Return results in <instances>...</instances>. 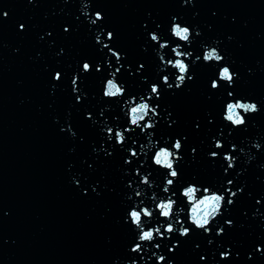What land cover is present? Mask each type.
I'll return each mask as SVG.
<instances>
[{"label":"water","instance_id":"obj_1","mask_svg":"<svg viewBox=\"0 0 264 264\" xmlns=\"http://www.w3.org/2000/svg\"><path fill=\"white\" fill-rule=\"evenodd\" d=\"M96 11L103 19L92 24ZM173 17L192 29L190 43L172 36ZM104 43L123 54L119 63ZM176 44L192 52L185 60L192 78L179 88L177 70L160 60H175ZM205 45L224 60L205 62ZM84 61L91 64L87 73ZM224 65L237 73L234 84L218 81L212 89ZM117 68L125 94L106 98L105 82ZM153 83L160 95L148 100ZM141 97L158 106V115L140 122L155 125L143 132L127 117ZM236 99L259 105L244 126L223 119L226 103ZM129 127L125 143L117 144L115 130ZM177 138L182 151L174 178L152 158L176 151ZM226 153L234 157L231 168ZM143 175L151 185L141 183ZM166 178L173 180L168 193ZM189 183L198 189L191 206L213 191L225 195L208 233L188 221L191 208L180 192ZM170 196L190 229L186 237L176 215L170 221L155 209ZM133 207L153 209L152 218L142 216L144 228L161 225L163 237L139 242L128 217ZM169 222L177 229L172 234L164 231ZM138 242L141 250L133 252ZM225 251L229 257L221 258ZM154 252L165 255L162 264H264V0H0V264H157Z\"/></svg>","mask_w":264,"mask_h":264},{"label":"clouds","instance_id":"obj_2","mask_svg":"<svg viewBox=\"0 0 264 264\" xmlns=\"http://www.w3.org/2000/svg\"><path fill=\"white\" fill-rule=\"evenodd\" d=\"M31 2V0H29ZM3 15L6 17L8 15L7 12H4ZM94 19L90 21V23L95 24L97 21H100L103 19V14L100 11H96L94 13ZM173 23L171 25V34L174 38L178 39L179 41H183L184 43H190L191 37H192V29H190L186 25H182L178 22H176V17H173ZM24 25H20V28L23 29ZM67 31V28L65 29ZM150 39L153 42H159L160 37L156 32H151ZM197 35H199V32H197ZM108 40L114 39V34L109 31L107 33ZM97 42H100V36L97 35L96 37ZM168 41L161 42L159 44L160 49H165L168 46ZM103 47L109 48V45L107 43L103 44ZM181 45L176 44L175 47H172V52L175 55L176 59H168L167 61L164 60V55H160V60L162 63H165L167 65H170L171 67L175 68L178 72V75L176 76V87L179 88L182 84L185 83L186 77L187 79H191V76H188L189 73V64L185 63V60L187 58H190L192 56V52L188 51H181L180 50ZM109 52L116 57L117 62L123 58V54L116 52L115 50L109 48ZM183 56L184 59H180L179 57ZM200 57L197 56L196 60H199ZM203 60L205 62H221L224 60V57L220 54L218 48L216 47H210L205 45L204 51H203ZM143 67V65H141ZM91 70V64L88 61H84L82 64V71L84 73H87ZM97 71H100V65H97ZM120 71L119 68L116 69L115 73H110L111 78L107 79L104 86L103 95L106 98H120L125 94V87L119 83V85L116 83V73ZM237 77V73L233 72L231 68L228 65H224L219 69L218 72V80L213 79L211 81V87L212 89H217L219 87L218 81L226 82L227 85L232 86L234 84L235 78ZM56 80H60L62 78V74L60 72L55 73ZM79 79L78 75L73 76L72 84H73V91H76V85L77 80ZM162 81L171 88L172 85L168 81V76L164 75L162 77ZM115 87H112V86ZM151 93L148 95V100L152 99V95L155 94L157 97H159V85L153 83L151 84ZM228 95L231 97L233 93L229 92ZM80 100V97H77V101ZM136 100V97H132L130 101L134 102ZM141 102L138 103L137 106L131 107V114L129 117V113L127 112L128 117V123L130 126L135 127H141V121H145L146 117H149L150 113L153 116L158 115L157 113V107H154L153 105L148 103V100L144 99V97L140 98ZM130 101H125V104H129ZM236 103H226V112L223 113V119L224 121L230 123L233 127H239L244 126L246 124V115L247 114H254L259 111V105L254 101H247L242 99H236ZM243 101V102H241ZM238 110H242L238 111ZM90 116V114H89ZM154 123L151 119L148 120L147 123L143 124V127H141V131L143 132L145 129H152L154 128ZM125 131H132V128H126L121 130L120 128H117L115 130V139L116 143L122 145L126 141ZM107 132L109 133V137L111 138V134L113 133V129L111 127L107 128ZM135 143V142H134ZM151 143V141H150ZM143 147V146H142ZM215 147L220 148L222 147V142L220 140L215 141ZM235 147V146H233ZM257 147H259L257 145ZM172 148H174L176 151H169V150H160L155 151V155L153 156V164L156 166H161L162 168H167L170 171L168 172V175L174 178H177L179 173L178 170L173 166L177 160H179L181 157L179 156V153L182 151V140L180 138L175 139V142L172 145ZM131 152L132 156H137V152L134 149L129 150ZM211 157H216L218 155L217 152L213 151L209 154ZM174 157V159H173ZM224 159L228 161V167H233V160L234 157H232L230 154L226 153L224 156ZM127 162V161H126ZM169 163H171V167H169ZM175 173V175H173ZM141 183L151 185V181L149 180L148 175H143L141 177ZM232 181L229 180L228 184H231ZM173 186V180L166 178V183L163 188L164 193H168L169 188L168 186ZM189 186L186 190H184V187L181 189L180 194L185 198L186 203L189 205L188 208H191L190 212L187 211L188 215V221L198 230H203L205 233L210 232L209 225L219 216L223 213L224 210V201H225V195L223 193H217L216 191H213L210 195H205L203 199L198 200L195 203V206H191V202L194 201V193L198 189L193 187L192 184L189 183ZM199 188H201L199 186ZM204 192H208L209 188L204 187ZM229 191H231L229 189ZM137 196H140L141 193L139 191L136 192ZM172 195H175L173 193ZM231 196H236V192L232 191ZM259 202V201H258ZM227 203L231 205L233 203V200L231 198H228ZM176 205L177 201L171 199V196L168 198V202H157L155 204V209L159 211L160 217L170 220L174 215H176V222L181 223V226L179 228V235L183 238L190 234V229L183 225V223L180 220L179 215L176 213ZM175 208V211H174ZM184 209L181 207L180 212H183ZM143 217L152 218L153 217V209L149 207H141L139 210H137L136 207H133L128 212V217L131 220V223L135 228L139 229V235H138V241L139 242H152L156 238L157 235L160 237H163L164 233L161 232V225H157L155 227H150L145 229L144 228V220H142ZM229 225L232 224V221H226ZM164 231L172 234L177 231L174 223L169 222L166 225H163ZM223 231V229L218 230V234H220ZM136 243L132 246L133 252H138L141 250V243ZM155 247L157 249L160 248L159 244H156ZM261 246H257V250H260ZM173 249L170 248L169 251H172ZM221 258H228L230 253L228 251L222 252ZM153 256L156 257L157 264H162L166 260L165 255H157L155 252L153 253ZM203 259V257H201ZM131 264H136V261L133 260ZM167 264H173L172 261H168Z\"/></svg>","mask_w":264,"mask_h":264},{"label":"snow or ice","instance_id":"obj_3","mask_svg":"<svg viewBox=\"0 0 264 264\" xmlns=\"http://www.w3.org/2000/svg\"><path fill=\"white\" fill-rule=\"evenodd\" d=\"M112 87H115L114 85L112 86ZM169 167H171L172 165H171V163H169V165H168ZM173 175H175V173H173Z\"/></svg>","mask_w":264,"mask_h":264}]
</instances>
